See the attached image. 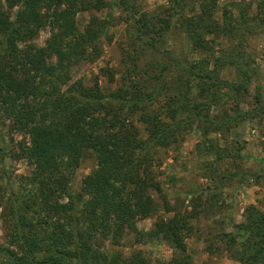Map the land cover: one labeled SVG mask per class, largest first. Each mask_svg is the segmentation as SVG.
Listing matches in <instances>:
<instances>
[{"label":"trees","instance_id":"trees-1","mask_svg":"<svg viewBox=\"0 0 264 264\" xmlns=\"http://www.w3.org/2000/svg\"><path fill=\"white\" fill-rule=\"evenodd\" d=\"M136 1L118 0L125 9ZM106 6L109 15L99 17L96 11ZM113 6L105 0H0V110L24 134L18 156L31 166L23 192L12 190L7 197L0 187L7 240L0 247L1 264H153L141 250L127 255L115 250L131 235L138 243L167 241L175 250L168 264H194L186 244L191 227L162 194L154 155L157 148L177 141L183 125L213 120L205 102L191 97L194 81L202 89L211 81L217 92L224 85L232 92L249 91L248 83H229L210 71L220 58L211 57L213 42L206 35H235V27L217 19L218 0H169L163 6L168 16L136 18V34L145 50L157 55L155 34H163V26L170 27L175 19L205 56L196 61L157 57L150 66L151 91L137 81H132L135 87L122 85L109 92L98 81L67 83L64 75L82 61L96 60L104 41H112L108 29ZM261 7L264 11L263 3ZM85 10L91 15L81 30L77 14ZM45 29L50 35L39 46L35 39ZM173 73L172 87L168 82ZM108 74L113 81L115 74ZM162 95L172 124L150 111ZM89 151L96 166L74 188V170ZM153 192L162 197L161 205ZM160 208L173 214L160 216L149 230L138 228V220ZM247 211L236 231L221 238L241 264H264V212L256 206ZM107 240L111 245H104Z\"/></svg>","mask_w":264,"mask_h":264},{"label":"rangeland","instance_id":"rangeland-1","mask_svg":"<svg viewBox=\"0 0 264 264\" xmlns=\"http://www.w3.org/2000/svg\"><path fill=\"white\" fill-rule=\"evenodd\" d=\"M105 1L114 4L108 29L112 41H104L96 60L82 61L64 75L67 83L82 80L89 85L98 81L103 90L109 92L122 85L135 87L132 81H137L139 86L146 85L151 91L154 86L150 83L153 76L150 66L157 57L196 61L206 55L194 49L186 34L176 27L175 19L171 20L170 27L163 26V34H155L157 55L154 57L145 50L136 34V18L142 14L151 18L168 16L163 6H168L169 0H137L130 9L123 8L118 0ZM262 3L264 0H218L217 19L221 24L234 26L236 33L206 35L213 42L211 57L220 58L219 64L210 65L214 77L240 85L246 82L249 91L232 92L229 85H224L217 92L211 81L206 82L205 89L194 81L191 97L205 102L204 108L213 120L199 119L191 126L183 125L176 133L177 141L157 148L154 155V170L161 182L162 194L176 212L187 217L191 227L187 231L186 244L194 264H241L221 237L224 232H235L236 226L246 220L249 206L264 212ZM109 13V6L96 11L101 18H107ZM90 15L86 10L77 14L81 30L85 29ZM49 35V29L42 30L35 43L43 46ZM106 69L115 74L113 81ZM135 71L140 72V76L135 75ZM174 77L175 73L169 77L168 84L172 87ZM213 94L217 97L210 102ZM166 99L162 95L151 105L150 111L159 112L164 122L172 124L175 120L168 113ZM139 114L134 115V119H138ZM10 124L0 110V187L7 197L12 190L23 192L25 176L31 170L27 160L18 156V144L25 136ZM137 125L144 129L142 123L137 122ZM96 163L94 153L87 152L74 170V188L81 187L84 177L93 171ZM153 194L161 205L162 197L156 192ZM3 212L0 206V247L7 243ZM172 214L160 208L153 216L138 220V228L149 230L160 216ZM105 244L109 246L111 242L107 240ZM115 250L123 251L124 255L141 250L153 264H168L175 253L163 238L138 243L133 235L124 238L122 246H116Z\"/></svg>","mask_w":264,"mask_h":264}]
</instances>
